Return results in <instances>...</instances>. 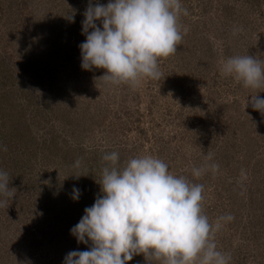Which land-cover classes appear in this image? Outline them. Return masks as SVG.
<instances>
[{
	"label": "rangeland",
	"instance_id": "374dc122",
	"mask_svg": "<svg viewBox=\"0 0 264 264\" xmlns=\"http://www.w3.org/2000/svg\"><path fill=\"white\" fill-rule=\"evenodd\" d=\"M89 2L0 0V171L16 189L0 197V264H63L70 251L91 247L70 229L100 193L111 152L120 167L152 155L202 184L210 223L234 217L215 233L217 250L229 264H264V116L245 108L257 90L222 74L231 56L264 60V0H181L188 15L179 18L177 53L158 61L159 80L136 87L82 69ZM213 163L215 173L193 176ZM128 264L147 261L141 254Z\"/></svg>",
	"mask_w": 264,
	"mask_h": 264
},
{
	"label": "clouds",
	"instance_id": "9594fccd",
	"mask_svg": "<svg viewBox=\"0 0 264 264\" xmlns=\"http://www.w3.org/2000/svg\"><path fill=\"white\" fill-rule=\"evenodd\" d=\"M181 14L188 15L181 0H109L106 5L90 0L82 21L86 39L79 45L82 69L104 70L97 80L113 85L136 87L145 79L159 80L158 61L177 53L182 41ZM222 74L257 90L245 108L250 103L264 116V98L258 96L264 91V60L248 54L231 56L223 62ZM205 159L211 160V154ZM102 160L109 163L96 182L100 193L70 229L78 243L91 242V247L70 251L63 264H128L141 254L147 264L149 260L229 264L231 257L217 250L214 237L222 222L234 217L227 214L210 223L202 211V184L173 175L163 160L152 155L130 158L123 167L117 152L104 154ZM209 168L215 173L219 165L194 167L192 174L199 178ZM9 181V174L0 171V197L15 196ZM80 195L73 188L72 199ZM6 203L7 199H0V204Z\"/></svg>",
	"mask_w": 264,
	"mask_h": 264
}]
</instances>
